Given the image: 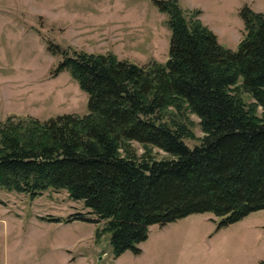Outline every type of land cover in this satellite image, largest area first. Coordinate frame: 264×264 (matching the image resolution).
Masks as SVG:
<instances>
[{"label":"trees","instance_id":"obj_1","mask_svg":"<svg viewBox=\"0 0 264 264\" xmlns=\"http://www.w3.org/2000/svg\"><path fill=\"white\" fill-rule=\"evenodd\" d=\"M153 4L168 17L165 63L62 51L52 76L70 73L88 95V114L0 122V189L31 199L66 191L104 222L97 237L111 234L115 258L141 254L153 225L212 213L221 229L264 210V12L241 8L244 35L232 51L200 10L186 12L179 0ZM190 115L203 133L191 147ZM133 142L145 148L141 157ZM151 147L170 159L152 158ZM72 220L89 222L83 214L47 219Z\"/></svg>","mask_w":264,"mask_h":264},{"label":"rangeland","instance_id":"obj_2","mask_svg":"<svg viewBox=\"0 0 264 264\" xmlns=\"http://www.w3.org/2000/svg\"><path fill=\"white\" fill-rule=\"evenodd\" d=\"M179 2L186 12L200 10L202 23L232 51L244 35L241 8L264 12V0ZM167 20L153 0H0V122L13 115L41 121L87 115L88 95L70 73L52 76L61 52L113 53L139 66L165 63L171 35ZM50 45L60 54H52ZM243 98L254 102L246 93ZM189 122L197 138L186 140L191 147L203 133L195 115ZM132 147L139 157L145 152L138 143ZM151 150L152 158L170 159L158 148ZM89 212L64 190L31 199L0 189V264H264V210L221 229V219L212 213L153 225L139 245L141 254L129 250L118 258L111 234L97 237L104 222L95 223L97 217ZM76 214L89 222L47 221Z\"/></svg>","mask_w":264,"mask_h":264}]
</instances>
